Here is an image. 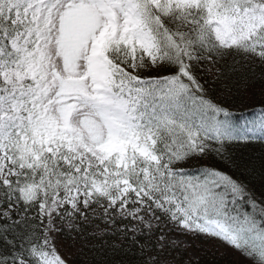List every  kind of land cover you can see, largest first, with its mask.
<instances>
[{
	"label": "snow or ice",
	"instance_id": "obj_1",
	"mask_svg": "<svg viewBox=\"0 0 264 264\" xmlns=\"http://www.w3.org/2000/svg\"><path fill=\"white\" fill-rule=\"evenodd\" d=\"M197 239L264 264V0H0V264Z\"/></svg>",
	"mask_w": 264,
	"mask_h": 264
},
{
	"label": "rangeland",
	"instance_id": "obj_2",
	"mask_svg": "<svg viewBox=\"0 0 264 264\" xmlns=\"http://www.w3.org/2000/svg\"><path fill=\"white\" fill-rule=\"evenodd\" d=\"M197 239L194 241V246L192 249H190L191 255L194 259H196L201 252H205V248H208L209 252H212L213 255H226L231 256L234 258L235 261L241 262V257L238 253L234 252L233 250H230L226 248L225 246L221 245L218 241L210 240V241H203ZM201 243V244H200ZM211 250V251H210ZM72 251H75V249H72Z\"/></svg>",
	"mask_w": 264,
	"mask_h": 264
},
{
	"label": "trees",
	"instance_id": "obj_3",
	"mask_svg": "<svg viewBox=\"0 0 264 264\" xmlns=\"http://www.w3.org/2000/svg\"><path fill=\"white\" fill-rule=\"evenodd\" d=\"M238 151L244 152L245 154H247L249 151H254L256 154L259 153L258 148L247 150L240 149ZM200 242L202 243L203 241L201 240ZM211 253L212 252H209L208 248H205V252H201V254L195 260L199 261V264H240V262L234 260V258L232 257L233 255L229 257L226 255H213Z\"/></svg>",
	"mask_w": 264,
	"mask_h": 264
}]
</instances>
